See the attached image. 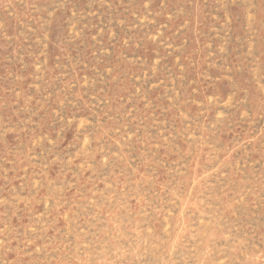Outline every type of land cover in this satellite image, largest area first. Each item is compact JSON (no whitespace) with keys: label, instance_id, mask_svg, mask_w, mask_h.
<instances>
[{"label":"rangeland","instance_id":"1","mask_svg":"<svg viewBox=\"0 0 264 264\" xmlns=\"http://www.w3.org/2000/svg\"><path fill=\"white\" fill-rule=\"evenodd\" d=\"M258 137L264 0H0V264H264Z\"/></svg>","mask_w":264,"mask_h":264},{"label":"crops","instance_id":"2","mask_svg":"<svg viewBox=\"0 0 264 264\" xmlns=\"http://www.w3.org/2000/svg\"><path fill=\"white\" fill-rule=\"evenodd\" d=\"M264 140V137H258L257 138V142H260ZM223 150L224 152H219L218 155H217V159H215V161L211 158V154L208 153V152H195L193 153V156H194V159H201L204 160V161H207L210 165L213 166V168H218L220 173H217L216 175L218 177H222V175H224L221 179H218V181H220L221 183L217 184L216 186V189L217 190H221V191H225L227 188L231 187V186H234L235 190L240 192L245 188L243 187V173L241 171L242 168H240V163H235L233 162L232 160H230V154L227 153V149L226 147L224 148L223 147ZM165 155H167L168 157H171L172 156V152L171 151H168V152H165L164 153ZM173 159V158H171ZM255 159L256 160H260V164L258 168H256L257 172L258 171H261V172H264V150H263V147H260V151H256L255 152ZM150 163H147L145 166L149 167ZM199 165L200 163L196 162V161H193V164L191 167L190 170H189V174H188V177L186 178L187 182L190 183L191 181L194 182L196 185H195V188L196 189H201V187L203 186L204 182L206 180H208L210 178V174H207V175H204L202 181L199 179L201 176H203V172L201 170V168H199ZM197 166V168H196ZM247 172H253V170H246ZM168 177L164 176L162 173H159V176L155 178L156 180V184L159 185L160 187H167V185L165 184L166 183V179ZM186 182V183H187ZM159 188V187H158ZM172 189V188H171ZM169 189V190H171ZM238 192H235V193H238ZM219 199L222 201V197H219ZM228 198H224L223 200V203H224V216L226 214H230L232 212H236L237 210L236 209H239V211H237L239 213V215L241 217H243V213L245 212L243 210V208L240 206L241 204V201H239V204L235 203V202H230V200H227ZM253 202V200L251 201ZM242 205V204H241ZM262 215L258 216L255 218L254 221H249V223L247 224H250L252 225V229L255 230V233L258 234L260 240L264 238V213L262 211L261 213ZM239 223H241L243 221L244 223V220L242 218H237ZM219 231H214V232H199V231H196V232H193V233H190V232H187L186 235L187 236H191V238L193 239H196V240H207V239H220L222 238V231L220 232V228H218ZM244 234L247 235V232H240L238 236H234V239L233 240H236L233 242V245L230 246V243H229V246L230 247H234V250L236 251H239L240 253L243 252L244 248H240L239 245L240 244H243L242 241H244L246 238L244 236ZM144 236V234H143ZM173 236H178V234L176 233H173V234H170V238H174V239H178V237H173ZM239 241V242H238ZM238 242V243H237ZM210 245V244H209ZM208 245V246H209ZM256 247L258 248V253H262L264 255V247H262L261 245H258L256 244ZM209 249V247H207V250ZM132 250L136 253H139L137 256L139 257L138 258V264H140V252L143 250L141 248V245L140 244H137V249L136 248H132ZM196 251H201L199 249H195ZM170 251H173L172 249ZM249 253H251V251H249ZM133 254V253H132ZM176 254V253H175ZM209 256V255H208ZM207 256V257H208ZM206 257V258H207ZM201 260V258H200ZM131 261H134V259L132 258Z\"/></svg>","mask_w":264,"mask_h":264}]
</instances>
